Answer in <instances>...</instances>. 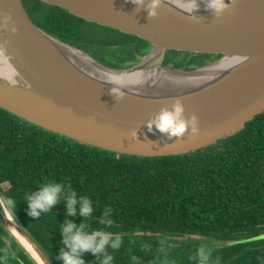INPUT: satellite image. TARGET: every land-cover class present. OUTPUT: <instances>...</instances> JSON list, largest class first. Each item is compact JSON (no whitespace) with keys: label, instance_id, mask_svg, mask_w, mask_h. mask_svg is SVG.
Masks as SVG:
<instances>
[{"label":"trees","instance_id":"trees-1","mask_svg":"<svg viewBox=\"0 0 264 264\" xmlns=\"http://www.w3.org/2000/svg\"><path fill=\"white\" fill-rule=\"evenodd\" d=\"M22 2L39 28L107 66L130 67L151 47L145 37L61 6ZM217 56L171 49L162 64L192 69ZM50 181L70 183L92 200L96 212L85 218V231L102 229L123 237L119 251L109 249L114 264H133L132 256L136 264H194L202 242L213 247L221 264H264V111L209 146L142 157L71 140L0 108V200L50 261L61 264L56 257L64 247L59 231L66 219L64 202L37 219L28 215L25 199ZM108 205L114 210L110 225L102 219ZM70 219L83 221L78 209ZM180 236L190 238L177 242ZM165 238L171 244L166 252L160 247ZM6 251L7 264H36L0 223V256ZM84 259L98 264L91 253Z\"/></svg>","mask_w":264,"mask_h":264},{"label":"water","instance_id":"water-1","mask_svg":"<svg viewBox=\"0 0 264 264\" xmlns=\"http://www.w3.org/2000/svg\"><path fill=\"white\" fill-rule=\"evenodd\" d=\"M43 1L145 37L151 47L130 67L107 66L39 28L22 0H0V25L11 18L7 28L0 26V56L9 68L0 70V108L36 126L108 151L155 157L214 144L264 111V0H225L229 8L219 17L206 10L207 0L194 13L193 0H163L153 18L131 0ZM171 49L218 56L192 69L163 66ZM161 70L180 79L159 83ZM117 77L122 99L110 92ZM177 100L186 120L197 118L196 133L189 125L170 138L149 127ZM0 205V223L36 264H53Z\"/></svg>","mask_w":264,"mask_h":264},{"label":"clouds","instance_id":"clouds-1","mask_svg":"<svg viewBox=\"0 0 264 264\" xmlns=\"http://www.w3.org/2000/svg\"><path fill=\"white\" fill-rule=\"evenodd\" d=\"M137 8H143L149 18L156 17L157 10L161 7L163 0H131ZM229 4L225 0H207L206 10H211L217 17H219ZM199 9V0H193V13ZM10 17H5L2 27L7 28ZM16 31L15 27L11 29ZM113 85L110 89L111 94L115 95L117 99H122L124 96L122 85L119 78H113L109 81ZM197 118L195 116L186 120L184 117V107L180 100L175 101L171 109H164L151 121L149 127L155 124L156 128L163 133L181 136L186 129L191 125L193 133L198 131L196 127ZM135 133H133V136ZM28 204V215L33 218H39L42 214L52 211L55 206L64 202L66 208V219L61 224L59 229L63 236V248L60 249L56 259L61 264H90L84 259V254L91 253L98 264H114L115 257L109 252L119 251L123 247V237L119 234L106 232L102 229H93L92 231H85V218L92 217L96 212V206L88 196L79 195L70 183L62 181H50L43 184L38 189L26 194L25 197ZM12 203L11 200L8 201ZM79 210L80 217L83 221L80 224L74 223L70 218L77 214ZM114 210L111 206H105L102 212V219L107 223H112ZM161 250L166 252L171 244L168 239L160 241ZM145 251H149L148 246H145ZM7 251L3 256H0V264H7ZM137 257L132 256L133 264H136ZM194 264H221V258L215 257L214 249L207 242H202L196 249L195 256L192 257Z\"/></svg>","mask_w":264,"mask_h":264},{"label":"bare ground","instance_id":"bare-ground-1","mask_svg":"<svg viewBox=\"0 0 264 264\" xmlns=\"http://www.w3.org/2000/svg\"><path fill=\"white\" fill-rule=\"evenodd\" d=\"M80 63L89 67V68H94L93 64L85 57H80L78 58ZM0 70L5 71V72H9V68L7 67V65L5 64V62L3 61V59L0 56ZM157 81L159 83H167V82H171V81H176L179 80L180 78H178L174 73L172 72H168L165 70H161L157 73L156 75Z\"/></svg>","mask_w":264,"mask_h":264},{"label":"rangeland","instance_id":"rangeland-1","mask_svg":"<svg viewBox=\"0 0 264 264\" xmlns=\"http://www.w3.org/2000/svg\"><path fill=\"white\" fill-rule=\"evenodd\" d=\"M190 238L189 236H180V237H175L174 239L177 240V242L181 241V240H186ZM212 243H215L216 245H223L224 242L223 241H217V240H210Z\"/></svg>","mask_w":264,"mask_h":264}]
</instances>
